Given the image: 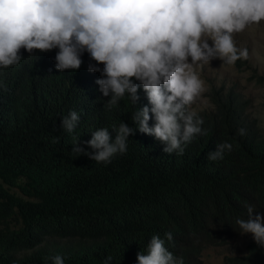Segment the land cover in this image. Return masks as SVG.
I'll return each instance as SVG.
<instances>
[{
  "label": "trees",
  "instance_id": "16d2710c",
  "mask_svg": "<svg viewBox=\"0 0 264 264\" xmlns=\"http://www.w3.org/2000/svg\"><path fill=\"white\" fill-rule=\"evenodd\" d=\"M56 53L30 56L22 48L19 65L0 68V264H52L57 255L65 264L108 257V264H137L154 235L183 264H203L204 248L240 235L236 221L247 219L248 206L264 215V127L248 118L247 102L232 89L215 92L213 109L197 113L206 134L182 156L136 130L125 154L97 164L72 152L73 136L91 152V133L108 127L114 140L113 124L136 129L132 116L151 105L141 87L135 105L126 95L106 111L100 72L88 71L96 62L85 52L78 70L60 72ZM256 82L264 85V77ZM71 111L80 116L74 133L61 127ZM225 141L233 150L209 160ZM223 264H264V247L252 240Z\"/></svg>",
  "mask_w": 264,
  "mask_h": 264
},
{
  "label": "clouds",
  "instance_id": "9594fccd",
  "mask_svg": "<svg viewBox=\"0 0 264 264\" xmlns=\"http://www.w3.org/2000/svg\"><path fill=\"white\" fill-rule=\"evenodd\" d=\"M262 21L264 0H0V68L19 65L23 48L30 56L34 50L57 51L56 69L76 71L86 52L96 62L88 71L100 72L96 84L104 97H110L106 111L119 108L126 95L135 105L141 87L151 108L134 113L136 129L124 121L113 124L114 140L108 127L91 133L85 142L91 152L73 136L72 152L108 165L127 152L129 136L139 130L165 144V153L182 156L195 137L206 134L203 119L193 110L206 91L197 69L213 59L227 65L247 60L248 50L237 46L234 35ZM79 121V114L71 111L61 127L74 133ZM226 149L233 150L228 141L209 152L208 159L222 160ZM254 211L248 206L247 219L236 223L241 235L251 234L264 247V215H253ZM165 237L173 239L170 232ZM49 259L65 264L59 255ZM137 264H183V259L174 257L165 240L154 235L147 253L137 254Z\"/></svg>",
  "mask_w": 264,
  "mask_h": 264
},
{
  "label": "rangeland",
  "instance_id": "374dc122",
  "mask_svg": "<svg viewBox=\"0 0 264 264\" xmlns=\"http://www.w3.org/2000/svg\"><path fill=\"white\" fill-rule=\"evenodd\" d=\"M234 39L239 48L248 50L249 58L238 60L234 65L213 59L209 65L197 69L205 81L206 91L193 105V110L197 113L211 111V96L216 97L215 92L232 89L247 102L248 118L255 119L264 127V85L256 82L257 76L264 77V21L248 26L243 32L235 34ZM252 240L251 234H240L223 245L206 247L202 250L203 264H223L226 256L246 253L247 244Z\"/></svg>",
  "mask_w": 264,
  "mask_h": 264
}]
</instances>
